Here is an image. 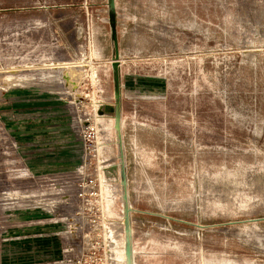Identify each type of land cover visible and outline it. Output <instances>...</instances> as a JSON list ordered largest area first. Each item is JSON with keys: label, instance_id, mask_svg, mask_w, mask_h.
Returning a JSON list of instances; mask_svg holds the SVG:
<instances>
[{"label": "rangeland", "instance_id": "374dc122", "mask_svg": "<svg viewBox=\"0 0 264 264\" xmlns=\"http://www.w3.org/2000/svg\"><path fill=\"white\" fill-rule=\"evenodd\" d=\"M115 10L133 264H264V0ZM111 59L106 0H0V264H116Z\"/></svg>", "mask_w": 264, "mask_h": 264}, {"label": "water", "instance_id": "95a60500", "mask_svg": "<svg viewBox=\"0 0 264 264\" xmlns=\"http://www.w3.org/2000/svg\"><path fill=\"white\" fill-rule=\"evenodd\" d=\"M107 6V23L109 27V38L112 49L111 70L113 82V130L117 140V151L119 161V185L123 201V226H124V255L125 264H133L132 262V234H131V219L130 207L128 206V190H127V174L125 167V155L123 147V138L121 133V82H120V67L118 61V42H117V21L115 0H106ZM256 221V220H252Z\"/></svg>", "mask_w": 264, "mask_h": 264}, {"label": "bare ground", "instance_id": "6f19581e", "mask_svg": "<svg viewBox=\"0 0 264 264\" xmlns=\"http://www.w3.org/2000/svg\"><path fill=\"white\" fill-rule=\"evenodd\" d=\"M116 142H117V140H116ZM116 145H117V143H116ZM121 199H122V195H121ZM123 201H122V206H123ZM118 231V230H117ZM119 236H120V245H119V247H118V249H117V257H115V259L117 258V262H116V264H125V255H124V251H123V247H124V244H123V234H122V227L121 228H119ZM124 238H125V236H124Z\"/></svg>", "mask_w": 264, "mask_h": 264}]
</instances>
